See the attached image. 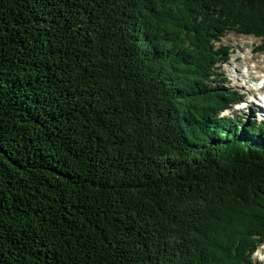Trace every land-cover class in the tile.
I'll list each match as a JSON object with an SVG mask.
<instances>
[{"label": "trees", "instance_id": "1", "mask_svg": "<svg viewBox=\"0 0 264 264\" xmlns=\"http://www.w3.org/2000/svg\"><path fill=\"white\" fill-rule=\"evenodd\" d=\"M232 31L264 52V0H0V264H257Z\"/></svg>", "mask_w": 264, "mask_h": 264}, {"label": "rangeland", "instance_id": "2", "mask_svg": "<svg viewBox=\"0 0 264 264\" xmlns=\"http://www.w3.org/2000/svg\"><path fill=\"white\" fill-rule=\"evenodd\" d=\"M262 41L260 38L253 36H246L236 32H228L220 43H217V47L221 45L228 48L229 56L227 57V62L225 64H219L221 84L223 88L229 92H233L238 96H244L245 104L243 108L232 107L231 110L223 113V116L233 117L242 121L244 124H253L264 122L261 118L255 115V110L249 100L251 97L247 95V89H244L240 82H237L238 78L243 79L242 75L238 74V71H243L244 66L251 69L252 79L259 80L263 78L259 62L264 66V52L260 50ZM242 65V66H241ZM247 78V77H246ZM253 81V80H252ZM256 82V81H253ZM240 85V86H239ZM247 106L248 108H245ZM253 109L252 113L250 110ZM262 118H264L262 116ZM262 247L253 254V261L257 264H264L260 261Z\"/></svg>", "mask_w": 264, "mask_h": 264}, {"label": "bare ground", "instance_id": "3", "mask_svg": "<svg viewBox=\"0 0 264 264\" xmlns=\"http://www.w3.org/2000/svg\"><path fill=\"white\" fill-rule=\"evenodd\" d=\"M242 66V65H241ZM259 66V68H261V71H263L262 72V75H263V78H262V80L261 79H259V80H261V82L264 84V66H263V64L262 63H260L259 62V65H257V67ZM253 70V69H252ZM250 71V70H249ZM238 74H240V75H242V77H243V79H241V78H238L237 79V82L239 83L240 82V84L242 85V87L244 88V89H247L248 91H249V89L251 88V85H247V84H245V79H246V77H245V72H244V70L241 72V71H238ZM251 75H253L254 73H250ZM254 81H256V82H258L259 80H256V79H253ZM240 86V85H239ZM264 89V88H263ZM252 104H253V102H251ZM252 107H253V109L256 111L257 109H258V106L257 105H252ZM243 108V107H242ZM253 109H251V112L253 111ZM258 111L259 112H261V110H259L258 109Z\"/></svg>", "mask_w": 264, "mask_h": 264}]
</instances>
